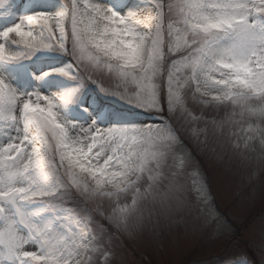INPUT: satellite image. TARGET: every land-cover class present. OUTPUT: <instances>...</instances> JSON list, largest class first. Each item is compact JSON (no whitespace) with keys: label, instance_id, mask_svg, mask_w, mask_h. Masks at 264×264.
I'll use <instances>...</instances> for the list:
<instances>
[{"label":"snow or ice","instance_id":"6c2138e0","mask_svg":"<svg viewBox=\"0 0 264 264\" xmlns=\"http://www.w3.org/2000/svg\"><path fill=\"white\" fill-rule=\"evenodd\" d=\"M148 3L142 15L62 0L59 11L20 15L0 30V62L66 53L71 71L54 74L76 82L48 96L18 92L0 75V264H144L139 252L157 241L218 228L231 241L255 242V225L244 236L228 231L210 183L193 199L181 177L204 164L228 166L245 180L233 209L251 206L257 179L264 208V105L247 108L264 94V0ZM174 7L179 17L166 24ZM173 23L183 25V50L171 39ZM181 67L190 70L183 77ZM89 84L150 118L108 127L67 119ZM229 107L239 119L216 118ZM144 143L150 154L134 147ZM218 264H264V218L258 252L245 245Z\"/></svg>","mask_w":264,"mask_h":264},{"label":"rangeland","instance_id":"374dc122","mask_svg":"<svg viewBox=\"0 0 264 264\" xmlns=\"http://www.w3.org/2000/svg\"><path fill=\"white\" fill-rule=\"evenodd\" d=\"M91 1V0H90ZM112 0H96V2L115 6L123 14L127 11H137L142 15H147L151 5L148 0H130V7H122L123 0L119 3L111 2ZM85 3V0H80ZM172 5L185 3H200L205 0H165ZM3 6L0 7V30L14 23L21 13L24 15L31 14L35 11L56 12L62 9V0H2ZM179 17V9L173 8L171 17H166V24L171 19L176 21ZM70 26V25H69ZM83 27V25H81ZM43 31L42 29H36ZM184 32L181 23H173V34L171 39L174 43L184 48ZM88 53L85 52V62H88ZM167 59V58H166ZM73 59L66 53L61 52H41L29 61H24L19 65H7L0 62V75H3L10 85L21 93H33L38 91L43 95H59L64 91L76 87V82L66 77L55 75L57 69L71 71ZM110 69L103 68L104 73ZM190 70L184 67L180 68L178 75L183 77ZM44 73H53L46 76L43 80H36L34 76L43 75ZM141 74L136 73L139 77ZM137 87L134 77L129 76L127 89L131 90ZM259 91L254 93L247 102L248 109H256L264 105ZM87 108L88 112L83 109ZM239 110V109H238ZM129 113V114H128ZM232 109L229 107L225 112L216 114L217 119L225 121L239 119L231 116ZM67 119L74 122L88 124L95 119L100 127L121 125L130 122L149 119L145 114L139 113V110L125 103L115 96L105 95L95 84H89L79 95L77 103L69 106L64 113ZM259 124V120H257ZM236 131L240 133V128ZM243 135V133H240ZM6 140L5 130L0 129V144ZM54 143V141H52ZM138 151L150 154L153 151L151 144H139L134 146ZM58 159V155H57ZM207 174V177L206 175ZM210 183L211 195L215 205L220 212L227 215L231 221L228 231L232 234L239 233L240 236L247 235V228L255 225V242H249L237 238L231 241L225 238L224 231L216 229L211 232H193L189 235H176L171 241L160 240L154 245L143 248L138 255V259L143 260L144 264H159L162 261H171L173 264H218L219 259L225 251L237 250L245 245L252 248L254 252L259 249V235L261 220L264 218V208L261 204V186L259 179L255 183V201L251 206L240 207L238 210L233 209V201L237 197H243L245 180L239 174L234 172L228 166L210 167L204 164L200 170L190 169L181 177V183L188 193L195 199L201 189ZM4 230L3 221H0V231ZM3 246L0 245V250Z\"/></svg>","mask_w":264,"mask_h":264},{"label":"bare ground","instance_id":"6f19581e","mask_svg":"<svg viewBox=\"0 0 264 264\" xmlns=\"http://www.w3.org/2000/svg\"><path fill=\"white\" fill-rule=\"evenodd\" d=\"M91 1L90 0H85V3H90ZM111 2H116V3H119L120 0H112ZM20 15H24L23 13H21ZM19 17V16H18ZM17 17V18H18ZM17 20V19H16ZM16 22V21H15Z\"/></svg>","mask_w":264,"mask_h":264}]
</instances>
